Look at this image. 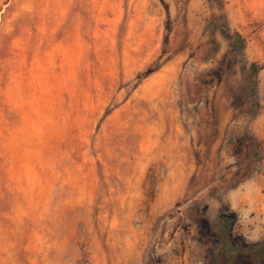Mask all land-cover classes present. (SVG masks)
Instances as JSON below:
<instances>
[{"label":"rangeland","instance_id":"1","mask_svg":"<svg viewBox=\"0 0 264 264\" xmlns=\"http://www.w3.org/2000/svg\"><path fill=\"white\" fill-rule=\"evenodd\" d=\"M260 198L264 0H0V264H264Z\"/></svg>","mask_w":264,"mask_h":264},{"label":"trees","instance_id":"2","mask_svg":"<svg viewBox=\"0 0 264 264\" xmlns=\"http://www.w3.org/2000/svg\"><path fill=\"white\" fill-rule=\"evenodd\" d=\"M244 47V39L242 35L238 32H235L232 36V42L230 45V51H240ZM258 70V66L256 63H251L249 66V82L251 90L254 91V83L256 82V72ZM222 220H229L226 216H221ZM220 230V229H219ZM228 241L227 245L224 247V250L227 252L234 251L235 255H251L254 256V258L261 262L264 258V238L259 239L258 241H255L253 243H243L241 241H238L235 237H233L230 233V230L228 232Z\"/></svg>","mask_w":264,"mask_h":264},{"label":"crops","instance_id":"3","mask_svg":"<svg viewBox=\"0 0 264 264\" xmlns=\"http://www.w3.org/2000/svg\"><path fill=\"white\" fill-rule=\"evenodd\" d=\"M249 190H250V191L246 193L245 197H246L248 194H251V195H252V194H253V195L258 194L257 191H256V190H257V187L254 186V185L251 186ZM245 201H247V199H245ZM260 203H262V204H263L262 206L264 207V198H260ZM251 206H252V207H259V202L252 203Z\"/></svg>","mask_w":264,"mask_h":264}]
</instances>
